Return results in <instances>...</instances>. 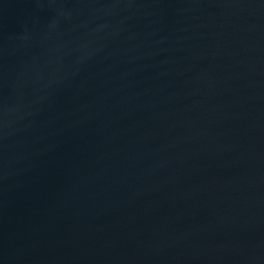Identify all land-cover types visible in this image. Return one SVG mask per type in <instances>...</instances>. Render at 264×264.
<instances>
[{
  "label": "water",
  "instance_id": "1",
  "mask_svg": "<svg viewBox=\"0 0 264 264\" xmlns=\"http://www.w3.org/2000/svg\"><path fill=\"white\" fill-rule=\"evenodd\" d=\"M0 264H264V0H0Z\"/></svg>",
  "mask_w": 264,
  "mask_h": 264
}]
</instances>
